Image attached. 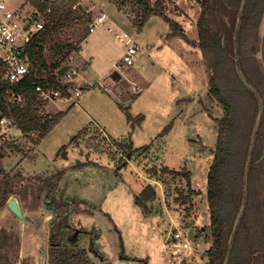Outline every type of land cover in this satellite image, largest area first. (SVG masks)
I'll list each match as a JSON object with an SVG mask.
<instances>
[{"label": "rangeland", "instance_id": "374dc122", "mask_svg": "<svg viewBox=\"0 0 264 264\" xmlns=\"http://www.w3.org/2000/svg\"><path fill=\"white\" fill-rule=\"evenodd\" d=\"M199 2L165 1L167 15L182 25L189 41L198 38ZM121 3L88 0L96 13L118 21L137 41L140 52L136 64L120 65L125 47L114 36L119 28L109 32L100 27L67 61L72 62L71 71L75 72L69 81L83 88V96L76 105L69 101L47 107L52 115L64 113L52 132L38 142L37 136L0 129V154L5 156L0 158V228L6 234H16V229L21 232L27 264H43L40 249L48 247L46 217L55 216L45 208V200L53 188L55 192L49 197L52 204L65 199L82 203L74 205L73 215H85L78 216L84 227L101 232L95 243L112 264H206L211 243L207 179L218 138L214 119L223 116L222 108L208 96L207 59L199 52L200 59L195 52L196 60H203L204 66L193 64L188 44L170 36L169 23L151 17L140 29V7L133 0ZM117 7L132 24L125 16L119 17ZM79 28L56 30L42 43L49 67L62 59L68 45H75L78 31L83 30ZM178 50H184V56ZM258 58L264 62L262 51ZM88 65L90 69L85 70ZM129 98L131 104L126 106ZM128 114L143 122L133 128ZM171 124L169 135L161 136ZM166 169L180 175L164 173ZM186 172L191 174L192 189L201 195L184 201L179 199L180 193L190 195ZM150 184L157 187L158 195L146 213L135 198ZM6 193L20 200L23 212L31 219L28 224L23 225L8 210V200L3 202ZM177 229L187 235L192 249H171L166 256L163 245ZM87 255L94 264H106ZM263 260L259 257L256 264H263Z\"/></svg>", "mask_w": 264, "mask_h": 264}, {"label": "trees", "instance_id": "16d2710c", "mask_svg": "<svg viewBox=\"0 0 264 264\" xmlns=\"http://www.w3.org/2000/svg\"><path fill=\"white\" fill-rule=\"evenodd\" d=\"M120 1V0H117ZM129 0H122L126 5ZM141 9L137 18L140 29L153 17L158 16L169 23L172 36L185 41L188 38L182 25L172 20L165 11L166 0H133ZM200 11L197 18V41L190 43L207 59L210 73L208 96L223 110V116L214 119L218 126V138L213 153V162L207 179V198L210 213V248L206 252V264H256L259 257L264 256V62L258 58L263 52L264 61V0H246L242 15V0H200ZM238 30V51L236 52V30ZM72 27L83 28L75 37V45H68V51L53 66L43 58L42 43L56 30ZM85 23L77 12H55L45 30L35 38L31 49L33 71L13 92L24 99L23 104L9 102L6 93L9 86L0 85V120H12L17 130L25 136H37L38 142L43 140L59 124L64 113L49 114L43 110V103L36 91L38 85H49L62 89L68 95V88L73 84H63L60 70L69 57L89 36ZM189 42V41H188ZM241 72L258 96L243 82L238 73V62ZM46 72V73H45ZM262 102L263 114L257 131L256 123ZM188 101V100H187ZM211 103V102H210ZM205 110H208L204 107ZM210 111V110H208ZM128 123L135 128L143 122L139 118L127 115ZM173 124L165 128L161 136H167ZM255 134V138H254ZM254 140V142H253ZM65 150V148H63ZM129 151H132L131 147ZM251 155L249 168L248 190L245 195V175L248 159ZM0 154V158H4ZM66 157V155H65ZM3 172L0 170V175ZM164 173L180 175L166 169ZM189 181L190 195L181 200L187 201L192 196L201 195L192 189L191 174H184ZM55 188L50 189L47 199L53 205L51 195ZM157 187L148 185L136 196L135 203L146 213L149 205L157 199ZM5 194L3 202L10 197ZM9 197V198H8ZM246 199V207L240 218L236 233L233 232ZM74 201V205H75ZM67 219V218H66ZM207 231V227H205ZM52 240L57 242V236ZM232 240V247L230 243ZM48 264H94L85 250L74 248L52 249ZM111 264V263H109Z\"/></svg>", "mask_w": 264, "mask_h": 264}, {"label": "built area", "instance_id": "2783aa9c", "mask_svg": "<svg viewBox=\"0 0 264 264\" xmlns=\"http://www.w3.org/2000/svg\"><path fill=\"white\" fill-rule=\"evenodd\" d=\"M69 10L79 14L89 34H94L100 27H107L109 32L117 28L109 25L110 18L105 13H96L95 7L88 5L87 0H0V85L5 83L9 86L10 89L6 93L9 102H25L13 89L33 71L31 46L35 38L45 30L55 12ZM114 36L125 47L120 64L134 66L140 52L139 44L121 28ZM74 77L75 72L70 69L62 76L61 81L64 85L73 84L69 80ZM36 91L45 112L48 105L56 102L72 101L76 105L83 96V89L75 87L74 84L68 88V95H65L62 89L49 85H38ZM0 129L6 131L17 128L12 120L4 118L0 120ZM171 249H192L187 235L182 230H175L165 241L163 250L166 256Z\"/></svg>", "mask_w": 264, "mask_h": 264}, {"label": "flooded vegetation", "instance_id": "af4514ba", "mask_svg": "<svg viewBox=\"0 0 264 264\" xmlns=\"http://www.w3.org/2000/svg\"><path fill=\"white\" fill-rule=\"evenodd\" d=\"M10 199H8V202ZM45 203V208L49 211H52L55 216H52V218L46 217V221L48 224V247L44 248V250L42 248L40 249L43 254V264H48L52 249L61 250L69 248H74L76 250H85L86 255L87 253H90L95 258H98L100 262H105L106 264L110 263L103 252L99 253V245H96L95 243V239L101 236V232H98L96 229H92L91 231L84 227L81 222V217L78 216L85 215H73V208L75 207L73 200H60L51 205V202L46 199ZM77 203L82 204L81 202ZM21 209H23V207H21ZM30 221L31 219L29 220V222ZM18 228L20 229V225ZM4 231L6 230L0 228V264H27V262L24 260L27 256L23 255V258H21V254H24L22 253L23 247L21 232L16 229L14 231L16 234H10L9 232H7L6 234V232ZM54 235L57 236V242H54L52 240ZM82 236L88 237V239L85 240L87 241L88 245L87 250L83 246L84 240ZM44 252H46V258L44 257Z\"/></svg>", "mask_w": 264, "mask_h": 264}, {"label": "water", "instance_id": "95a60500", "mask_svg": "<svg viewBox=\"0 0 264 264\" xmlns=\"http://www.w3.org/2000/svg\"><path fill=\"white\" fill-rule=\"evenodd\" d=\"M245 2L246 0H242V4H241V9H240V15H242L243 13V10H244V6H245ZM240 22L241 20H239L238 22V25H237V30H236V36H235V42H236V52L238 51V40H237V35H238V30H239V27H240ZM237 62H238V54H237ZM72 67V64H69V65H66V66H63V68H61L60 70V75L61 76H64L66 74V72L68 70H70ZM238 73L241 77V79L243 80V82L258 96V94L256 93V91L250 87V85L248 84L247 80L245 79V77L243 76L242 72H241V69H240V66H239V62H238ZM259 98V97H258ZM259 101H260V104H261V109H260V114H259V117H258V120H257V123H256V128H255V132L257 131L258 127H259V124L261 122V118H262V114H263V107H262V102L259 98ZM131 104V101L129 102H126V106H129ZM254 138H255V134H254ZM254 142V140H253ZM130 158V157H129ZM250 164H251V155L248 159V164H247V169H246V175H245V195L247 193V190H248V179H249V168H250ZM245 207H246V199H244V202H243V205H242V208H241V211H240V214H239V217H238V221L236 223V227L234 229V232H233V237L232 239L234 238V235L236 233V230H237V227H238V224H239V221H240V218L245 210ZM7 208L8 210L14 214L20 221L23 225H26L28 224L30 218L28 216H26L24 214V212L22 211L21 207H20V203L18 201V199L16 198H11L9 200V202L7 203ZM232 247V240H231V243H230V248ZM229 255L227 256L226 258V262L225 264H228L229 262ZM44 257L46 258V252H44Z\"/></svg>", "mask_w": 264, "mask_h": 264}, {"label": "crops", "instance_id": "0c3cea01", "mask_svg": "<svg viewBox=\"0 0 264 264\" xmlns=\"http://www.w3.org/2000/svg\"><path fill=\"white\" fill-rule=\"evenodd\" d=\"M87 2H88V0H87ZM117 10H118V15H119V17H121V15L125 16V17L128 19V22H130V23L132 24V21H131L130 18H128L129 16H128L127 14H125L124 12H122L118 7H117ZM153 17H158V16H153ZM159 18H160V17H159ZM120 19H121V18H120ZM150 19H151V18H150ZM150 19H149V20H150ZM161 19H162V18H161ZM162 20H163V19H162ZM109 22L111 23V25H113V26H115V27H117V28L119 27L118 21H116L115 19H110ZM123 23H124V22H123ZM130 23H127V24L129 25ZM146 24H147V23H146ZM109 25H110V24H109ZM119 28H121V27H119ZM121 29H122V28H121ZM106 30H107V29H106ZM107 31H108V30H107ZM95 33H96V32H95ZM91 35H92V34H90V35L88 36V38H87L86 40L83 41V43L81 44L82 46L85 45V44L89 41ZM170 36H172V32H171ZM172 37H175V36H172ZM98 39H99V37H98ZM197 39H198V38H197ZM184 41H185V40H184ZM188 41H189V39H188ZM188 41H185V42L188 44V48H187L188 50H187V52H188L190 55H193L192 57H194V58L192 59V60H193L192 63H193V64H198L197 62H200V61H197V60H196L197 58H195V54H196L195 52H197V54L199 55V52H200V51H199L198 49H196L195 47H193V46L190 44V43H193V42H195V41H197V40H191V41H189V42H188ZM81 45L79 46V48L81 47ZM79 48H78V49H79ZM183 51H184V50H178V52H179L178 54H179L180 56H184V55H183ZM123 54H124V53H123ZM123 54H122V56H123ZM197 54H196V55H197ZM199 57H200V59H201V58L203 59V56H200V55H199ZM120 60H121V58H120ZM120 60H119V62H120ZM202 61H203V60H201L200 63L204 66V64H203ZM71 64H72V62H71ZM120 65H121V64H120ZM88 66H89V65H88ZM88 66L86 67L85 70H89V69H90V66H89V67H88ZM114 66H115V68L118 69V66H116V64H114ZM203 66L201 67V68H202V71H206V68L203 69ZM113 77L116 78V79H118V74H114ZM82 89H83V88H82ZM187 99H188V101L193 100V99H191V98H184L183 100H187ZM124 100H125V99H124ZM130 100H131V98H129L128 100H125V101H126V102H129ZM180 100H181V99H179L178 102H180ZM183 100H182L181 102H183ZM58 103H60V102H56V103H54V104L57 105ZM61 103H63V102H61ZM185 103H186V102H185ZM59 105H60V104H59ZM48 106H49V107H50V106L52 107L53 104H50V105H48ZM48 106H47V107H48ZM70 108H71V107H70ZM53 109H55V107H53ZM65 112H66V111H65ZM48 113H49V114L51 113L50 110H49ZM53 115H54V114H53ZM16 130H17V129H16ZM8 131H9V130H6V131L3 130V132H6V133H7ZM168 135H169V134H168ZM168 135H167V136H168ZM211 165H212V164H211ZM208 173H209V172H208ZM11 198H12V197H11ZM16 199H17V198H16ZM18 201H19V203H20V200H18ZM20 205H21V203H20ZM21 207H22V205H21ZM208 208H209V206H208ZM206 211H207V210H206ZM208 213H209V210H208ZM209 215H210V213H209ZM209 225H210V224H209ZM210 242H211V240H210ZM211 244H212V242L209 244V246H208L209 248H210ZM209 248H208V249H209ZM23 255H25V254H21V258H23ZM262 258L264 259V256H262ZM263 261H264V260H263ZM205 263H206V262H205ZM263 264H264V262H263Z\"/></svg>", "mask_w": 264, "mask_h": 264}, {"label": "bare ground", "instance_id": "6f19581e", "mask_svg": "<svg viewBox=\"0 0 264 264\" xmlns=\"http://www.w3.org/2000/svg\"><path fill=\"white\" fill-rule=\"evenodd\" d=\"M23 229H24V227H23Z\"/></svg>", "mask_w": 264, "mask_h": 264}]
</instances>
